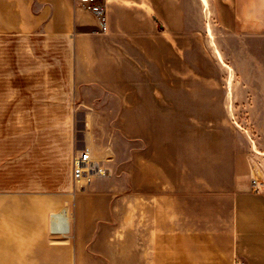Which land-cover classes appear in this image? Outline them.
Masks as SVG:
<instances>
[{
  "label": "crops",
  "instance_id": "obj_1",
  "mask_svg": "<svg viewBox=\"0 0 264 264\" xmlns=\"http://www.w3.org/2000/svg\"><path fill=\"white\" fill-rule=\"evenodd\" d=\"M206 1L244 41L227 64L188 0H105V28L73 0H0V264H264L254 144L232 119L264 118V0ZM86 147L108 170L75 183Z\"/></svg>",
  "mask_w": 264,
  "mask_h": 264
},
{
  "label": "rangeland",
  "instance_id": "obj_2",
  "mask_svg": "<svg viewBox=\"0 0 264 264\" xmlns=\"http://www.w3.org/2000/svg\"><path fill=\"white\" fill-rule=\"evenodd\" d=\"M206 4L203 6L200 0H188V9L190 12V25L192 27H201L202 24V18H203V25L204 28L208 31H206V40L208 44H210L211 47H219L221 46L223 52H221V58L224 63L227 64L228 61V53L227 51L230 48L236 47L238 45H241L244 43L243 40H240L239 38H236L234 36H228L227 34H223V32L220 30L218 26V22L216 20L215 14L213 13V7L210 3L205 1ZM74 6H82L81 4L77 3L75 0H73ZM34 9V12L39 8L40 12L46 13V18H53L57 16V12H55V9L53 11L52 6L48 5H42L40 7L36 6L35 4L32 6ZM4 9L5 6L0 5V26H5L6 22L4 20ZM9 25H11L12 22H7ZM55 24L62 26L65 24L63 20L59 21H49L48 19H43L38 22L39 28H44L48 25ZM208 32V33H207ZM234 75V71L230 70V76ZM239 76V74H238ZM238 94H244L245 89L244 86H238ZM99 93V97H97L93 103L98 106H114L117 104V102L114 100L113 97L110 95H107L104 92H97ZM241 103H238V106ZM241 107V106H240ZM240 115L233 117V121L235 122L236 126L240 130L241 134L243 135V138H247V140L243 144H254V147L252 149L250 148L248 151L251 155L253 167H254V177L258 178L262 185V190H264V150L260 148L259 145L255 144H264V134L262 132V129H264V118L261 117H250L246 115V111L243 110V107L240 109ZM107 144H101L102 149L109 150V152L117 153V144H112V137L107 136ZM244 140V139H242ZM251 147V146H250ZM4 198H1V200ZM64 208L68 209L69 212V222L71 217V212L69 211L68 205L65 204L58 210H63ZM56 210V211H58ZM52 213V212H51ZM67 234V233H66ZM65 234V235H66ZM64 236V235H62Z\"/></svg>",
  "mask_w": 264,
  "mask_h": 264
},
{
  "label": "built area",
  "instance_id": "obj_3",
  "mask_svg": "<svg viewBox=\"0 0 264 264\" xmlns=\"http://www.w3.org/2000/svg\"><path fill=\"white\" fill-rule=\"evenodd\" d=\"M84 6L87 10L94 13L100 25L106 27V2L105 0H75ZM108 168L103 166L101 162L92 157L88 147L76 152L73 156V179L75 183L80 182L84 178L91 180L94 176L106 175ZM262 183L256 177H252V189L262 190ZM69 212L67 208L54 211L50 214L49 230L53 235H65L69 232ZM233 264H245L244 261L236 257Z\"/></svg>",
  "mask_w": 264,
  "mask_h": 264
},
{
  "label": "bare ground",
  "instance_id": "obj_4",
  "mask_svg": "<svg viewBox=\"0 0 264 264\" xmlns=\"http://www.w3.org/2000/svg\"><path fill=\"white\" fill-rule=\"evenodd\" d=\"M204 2L206 1V0H203Z\"/></svg>",
  "mask_w": 264,
  "mask_h": 264
}]
</instances>
